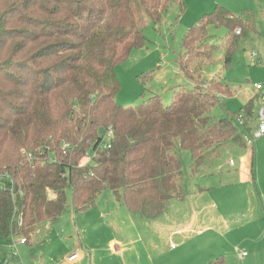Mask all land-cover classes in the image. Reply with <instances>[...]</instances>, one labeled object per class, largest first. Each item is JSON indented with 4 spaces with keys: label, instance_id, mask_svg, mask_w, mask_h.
<instances>
[{
    "label": "trees",
    "instance_id": "trees-1",
    "mask_svg": "<svg viewBox=\"0 0 264 264\" xmlns=\"http://www.w3.org/2000/svg\"><path fill=\"white\" fill-rule=\"evenodd\" d=\"M174 1L0 0V174L9 177L0 188V246L18 237L27 244L42 222L58 219L68 190L75 213L110 190L129 212L157 218L186 196L180 149L197 173L224 143L243 145L233 120L249 124L259 91L217 121L208 112L219 95L203 83L178 86L167 105L157 94L136 106L115 100V66L144 46L146 18L160 23ZM209 26L227 29L225 66L239 38L255 32L249 11L216 5L203 14L181 43L178 67L189 81L211 54L191 53L211 46ZM209 80L231 95L221 76Z\"/></svg>",
    "mask_w": 264,
    "mask_h": 264
},
{
    "label": "rangeland",
    "instance_id": "rangeland-1",
    "mask_svg": "<svg viewBox=\"0 0 264 264\" xmlns=\"http://www.w3.org/2000/svg\"><path fill=\"white\" fill-rule=\"evenodd\" d=\"M177 1L170 4L160 23L154 24L146 18L144 46L132 49L128 58L115 66L114 73L119 82L115 100L123 106H136L158 94L167 105L178 86L191 88L194 83H203L204 88L219 95L218 102L208 112L210 119H231L229 116L237 113L257 93L253 85L258 82L264 86V0H182L181 10ZM216 5L236 13L251 12L255 32L239 38L232 59L225 66L223 41L227 29L209 26L208 43L211 46L203 50L191 46L192 55L211 53L199 64L198 78L192 82L184 78L178 67L183 36ZM232 33L238 35L240 30L234 29ZM251 53L256 54L255 58H250ZM147 73L152 74L151 79ZM214 76L224 79L230 96L220 95L223 88L209 80ZM259 102L258 95L254 98L253 117L246 127L233 120L239 130L244 129L243 145L228 141L197 173L191 171L189 152L178 151L186 194L194 193L197 187L209 188L203 196L208 207L204 210L216 227L205 233L200 244L194 241L196 238H189L182 246L179 244L181 238L158 234L160 231L151 224L159 223L163 218L149 219L129 212L123 204L116 202L110 190H104L94 206L75 213L68 190L67 205L61 216L54 221L42 222L27 244L18 245L16 256L7 245H1L0 263L65 264L69 253L81 254L93 248L96 259L91 264H205L216 259L221 264H264L261 250L264 238L257 246L261 248V255L248 244V236L258 235L260 228L264 230V135L253 139L252 148L244 140L245 137L252 138L256 129ZM172 201L177 205V201ZM190 209L191 200L187 199L178 212ZM111 240L120 244L121 251L125 248V252L118 254L123 259L105 250V244ZM242 251L249 256L240 257Z\"/></svg>",
    "mask_w": 264,
    "mask_h": 264
},
{
    "label": "crops",
    "instance_id": "crops-1",
    "mask_svg": "<svg viewBox=\"0 0 264 264\" xmlns=\"http://www.w3.org/2000/svg\"><path fill=\"white\" fill-rule=\"evenodd\" d=\"M176 85H179V84H176ZM218 153H219V150L216 155H218ZM208 189L209 188L207 187H197L194 193L186 194L183 200L181 201L175 200L177 201L176 203L177 205L175 204L173 205L172 203L173 201H170L168 208L166 209L168 210V213L165 214L166 212L165 211L164 216L162 214L159 217H157V218H163V219H160L161 221L159 223H156L155 221L151 225L155 226L160 231L158 234H162L163 236H168L169 234V236H175V237L181 238L179 244L182 246L187 243L189 238L191 239L196 238L194 241L200 244L199 241L203 239V236L205 235V233L210 232L212 228L216 227V223H212L208 219L206 215V210H204V207L206 208L208 207H207V204L205 203V200L203 199L204 198L203 196H205L206 194L205 191H208ZM187 199L191 200V209L183 213H179L178 212L179 209L182 207V205ZM243 217H245L244 211L241 212V218ZM165 219L168 221H166ZM248 237H249V240H248L249 246L253 250H255L257 255H261V252L259 251V249L261 248L257 246L260 243V239L264 238V230L260 228L258 235H250ZM118 244L114 240L112 242L108 241L104 247L107 252H111L113 256L117 255V258H118L119 257L118 254L125 252L124 250L125 248H123V250L121 251L120 244L119 245ZM93 250H94L93 248H90L88 251H82L81 254L77 253L76 254L77 256L73 259L70 258L71 255L73 254L69 253L66 257L65 264H83V263L91 264L92 261H95L96 259L94 256L95 251ZM261 250H263V256H264V246H263V249ZM245 256L248 257L249 254H247L246 252ZM121 257L123 259L122 255Z\"/></svg>",
    "mask_w": 264,
    "mask_h": 264
},
{
    "label": "built area",
    "instance_id": "built-area-1",
    "mask_svg": "<svg viewBox=\"0 0 264 264\" xmlns=\"http://www.w3.org/2000/svg\"><path fill=\"white\" fill-rule=\"evenodd\" d=\"M255 56H256V54H254V53L250 54V58H255ZM253 86H254V89L256 91H259V93H260V96H259L260 97V102H259V107H258V111H257V126H256V129H255V131L252 134V138H248V137L244 138L245 144L248 147H252L253 139L264 135V86L261 83H258V82L255 83ZM236 122L238 123V125L244 127L243 120L241 119V116L238 117ZM23 154L26 156L27 160L31 161L32 155H31L30 152H25L24 151ZM8 178L9 177L6 174H0V188H1V185H2L3 181L7 180ZM23 244H25V239L22 238V237H18L16 239L12 238L11 241L8 244H6V245H7V248L12 251V255L16 256V255H18V252H17L16 248L18 247V245H23ZM245 255H246L245 251H242V252L239 253L240 257H243ZM76 256L77 255L74 254L70 258L73 259ZM0 264H7V262L6 261H2Z\"/></svg>",
    "mask_w": 264,
    "mask_h": 264
}]
</instances>
